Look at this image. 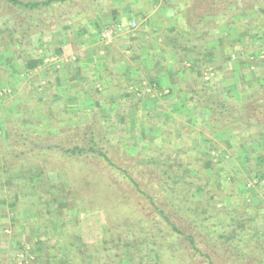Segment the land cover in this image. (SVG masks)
<instances>
[{
	"label": "rangeland",
	"instance_id": "rangeland-1",
	"mask_svg": "<svg viewBox=\"0 0 264 264\" xmlns=\"http://www.w3.org/2000/svg\"><path fill=\"white\" fill-rule=\"evenodd\" d=\"M135 1H139L144 8L149 0H133V3ZM261 1L263 2L261 8L264 9V0L227 1L219 8L216 17L207 18L199 26L201 29L198 30L200 32L198 35L194 36L192 32L185 36L186 31L183 30L184 36L177 39L176 42L179 44L176 43L175 47L164 40L165 37L173 38L177 33L173 27L172 14L167 9L169 20L162 22L164 29L160 28V32L154 33H150V30L146 29L147 26L139 27L137 16L118 20L109 14L102 18L92 17L88 12L90 15V19L87 20L88 26L82 27L81 23L72 24L67 16L58 18L56 7L47 9V22L49 23L51 18L52 24L40 38L33 39L34 49L28 50L26 60L20 58L26 63L29 58L36 60L38 54L47 53L43 63L36 65L38 70L35 71L33 68L26 70L23 64L17 66L15 73L17 82L13 84L10 81L11 75H8L11 72L10 63L6 62V65L0 60V150L2 152L6 150L9 135L11 132L15 135L18 126L23 128L25 137L30 138L31 141L27 140L28 142L52 139L59 140L58 143H63L67 147L78 138L80 130L90 124L91 119L95 117L105 134L104 137L112 144L108 151L110 160L134 176L133 171H138L134 164L140 165L142 158L147 160L150 157L164 155L165 152L158 150V147L162 148L164 143L179 137L181 133L184 135L189 133L192 144L200 151L201 157L197 159L198 161H191L190 168L185 171L188 180L202 185L208 177H212L211 188L208 189L212 195H217H213L210 201V210L226 216L230 210L237 207V214L234 212L237 225L264 237V129L253 126L231 130L222 126L213 131L208 124L209 113L199 107L194 99H190L200 92L215 90L222 94V99L234 105L231 111L234 110L237 115H241L244 114L241 109L244 97H249L254 91L258 92V89H264V15L255 10L256 3ZM78 19L82 22V15ZM149 19L150 17L147 18V22ZM132 20L137 21L138 29L126 55L138 59L140 47L147 50V53L148 51L152 53L153 58L156 54H163L165 59L157 62L161 70L159 72L162 73L158 83L153 81L151 75L143 72L136 75L141 78L139 81L134 79L130 87L120 88L116 92L103 84L96 86L97 92L92 87L85 100L95 104L92 107L95 111L88 108L83 110L84 107L79 111L76 104L61 105L55 101L53 106L44 100L42 92L45 84L38 80L42 74L40 70L49 72V67H53L54 63L61 62L65 57L68 58V62L74 59L76 61L78 55L75 54L77 50L74 46L77 40L81 44L84 41L90 43L91 40L109 44L128 31L109 39L102 38V32L117 24L126 26ZM7 22L2 23L7 25ZM2 23L0 22V28H3ZM237 27L240 30H237ZM1 35L3 34L0 33L2 41ZM60 40L66 41L68 47L64 49L63 54L56 55L54 51ZM153 41L159 44L158 50L154 49ZM5 42L4 45H0V56L12 57L11 51L6 49V44L9 46V43L6 40ZM181 44L183 46L188 44L189 52L184 53L180 48ZM168 57L172 58V61H169ZM189 59L193 60L194 64ZM150 60L155 63L154 59ZM150 65L153 69L157 64ZM27 88L34 89L36 93H32L31 104L25 105L27 96L24 93ZM251 98L253 96L249 99ZM52 99L54 100L53 97ZM64 101L68 102L66 98ZM26 107L30 108L28 113L25 111ZM254 116L252 122L260 120L264 123V108L259 109ZM43 119H46V127L42 124ZM62 139L64 142H61ZM19 140L17 141L20 142ZM25 147L28 148V145L13 146L12 150L19 152ZM57 166L61 172L49 171L47 178L60 184L65 191V198L69 201L59 204L63 207V218L51 224L50 232L47 229V234L40 233L34 222L33 214L36 212L41 214L38 206L17 209V204L27 203L18 196L15 188L18 179L0 180V189H5V197L0 200V250L7 263L56 264L58 258H61L63 263L65 255L62 251L57 254L55 260L49 258L48 255L52 253L50 248L56 245V237L73 235L78 246L96 244L105 241L106 238L107 254L115 256L119 253L113 261H108L113 262L112 264H139L140 258L146 252L139 251L133 232L128 233L129 229L123 226V214L115 212L113 204L105 211L102 207H92L99 203L93 201L99 183L92 181L90 175L99 176L98 180H101V176L108 174L110 170H104L105 168H100V165L93 166L92 171L81 170L79 164L74 162L58 163ZM211 166L214 172L209 173L207 172L209 169L206 168ZM182 170L184 169H179V172ZM67 176L78 178L75 177L74 180ZM69 180L73 182L72 186L68 185ZM126 185L123 183L120 186H125L127 191ZM151 187L154 185L148 186ZM73 189L74 196H71ZM111 190L112 187L108 190L110 201L117 198ZM130 201V207L137 204L136 197ZM22 217L31 219L23 230H19L21 224L18 220ZM42 221L45 222L46 219ZM61 223H66L65 227H62ZM19 233L22 240L19 239L18 244V239L14 237ZM105 233L108 234L106 237ZM145 257L148 258L144 259L145 262L142 264H159L158 260H152L151 254ZM169 258H172L171 264H178L177 252L171 253ZM233 259L225 255L217 256L216 264H253L251 259L245 260V263ZM73 262L79 264L75 259ZM99 262L105 264L106 259Z\"/></svg>",
	"mask_w": 264,
	"mask_h": 264
},
{
	"label": "trees",
	"instance_id": "trees-1",
	"mask_svg": "<svg viewBox=\"0 0 264 264\" xmlns=\"http://www.w3.org/2000/svg\"><path fill=\"white\" fill-rule=\"evenodd\" d=\"M227 1L229 0H163L165 7L168 4L174 6L166 9L172 14L173 27L175 32L177 31L173 38L165 37V43L169 42L175 47L177 39L184 36L183 30L186 31L185 36L192 32L194 36L198 35L200 33L198 30L201 29L199 26L207 18L216 17L219 8ZM0 2V22L8 21L7 25L2 23L3 28H0V33L3 34L1 38L4 40H0V45H4L6 40L9 43V46L6 44V49L12 54V57L8 56L7 63H13L18 58L26 60L28 50L34 49L33 39L40 38L49 29L53 20L50 18V22H47V9L56 7L58 18L67 16L72 24L81 23L82 27L88 26L87 20L90 19L88 12L92 17L99 18L108 14L114 17L115 13L113 0H0ZM262 5V1L256 3L255 10L264 15ZM80 15L82 22L78 19ZM237 30L240 29L237 27ZM168 45L167 43V47ZM188 47V44L180 45L184 53L189 52ZM54 53L60 55L61 48L56 47ZM45 54L37 55V64L43 63ZM189 61L194 64L193 60ZM155 67H158V64ZM32 93H36L32 88L24 93L27 96L25 105L31 104ZM221 95L209 89L206 93L200 92L190 98L209 113L208 124L212 127L211 130L215 131L222 126L231 130L253 126L264 129V123L260 120L252 122L257 111L264 108V89H258V92L254 91L249 97H244L245 104L243 103L241 108L244 114L241 115H237L234 110L231 111L234 105L222 99ZM251 96L253 98L249 99ZM29 110L30 108H25L27 113ZM97 121L93 117L91 123L80 130L78 138L67 147L63 143H58L59 140L52 139L28 142L30 138L25 137L23 128L18 126L15 135L13 132L9 135L6 150H3L4 152L0 150V180L18 179L15 188L20 199L27 203L17 204V209L25 206L39 207L41 214L36 212L33 217L40 233L47 234L50 232V225L63 218V207L59 204L69 201L65 198V191L60 184L47 178L49 171L60 173L58 163L74 162L79 164L81 170L88 171L93 166L100 165V168L109 169L110 172L101 176V180H98L99 176L90 175L92 181L99 183L93 199L99 203L92 207H102L105 211L113 204V210L123 214V226L129 229L128 233L133 232L139 251L146 252L140 258L139 264L144 263V259L148 258L145 256L149 254L153 256L152 260H158L159 264H171L172 258L169 256L176 252L178 264H216V257L223 255L234 258L233 260L239 263L251 259L253 264H264V237L237 225L234 214V212L237 214V207L230 210L226 216L210 210V201L213 195H217H212L208 189L212 177H208L202 185L188 180L185 171L190 168L191 161H198L197 159L201 157L200 151L192 144L189 133L185 135L181 133L179 137L172 138L164 143V148L158 147V150L165 152L164 155L150 157L147 160L142 158L140 165L134 164L138 171H133L135 174L132 176L125 168L117 167L110 160L108 151L112 144L104 137L105 134ZM18 139L21 143L17 141ZM63 140L61 142H64ZM24 144L28 145V148L13 152V146L23 147ZM179 169L184 170L179 172ZM206 169H209L207 171L209 173L214 170L212 166ZM67 177L74 180L75 177L78 178ZM123 183L127 184V191L125 186H120ZM68 185L72 186L73 182L69 180ZM151 185L154 187L148 188ZM109 187L110 189L112 187V193L117 196L112 201L108 196ZM4 191L5 189H0V200L5 197ZM73 192L74 189L71 196H74ZM134 197L137 204L130 207V200ZM44 218L45 222L42 221ZM29 219L31 217L19 218L21 224L19 230H23ZM61 225L65 227L66 223ZM107 235L105 233V237ZM20 237V233L14 237L18 239V244L22 240ZM104 240L96 244L78 246L73 235L56 237V245L50 248L52 253L48 256L55 260L57 254L62 251L65 255L64 262L58 258L56 264H74V259L79 264H99L101 260L104 262V258L105 264H112L113 262L108 261H113L119 253L115 256L107 254L108 243L106 238ZM0 264H12L7 263L1 250Z\"/></svg>",
	"mask_w": 264,
	"mask_h": 264
},
{
	"label": "crops",
	"instance_id": "crops-1",
	"mask_svg": "<svg viewBox=\"0 0 264 264\" xmlns=\"http://www.w3.org/2000/svg\"><path fill=\"white\" fill-rule=\"evenodd\" d=\"M113 6L116 19L119 20L121 18V20H124L127 19V17L137 16L139 18L137 20L139 21L138 26H147L146 29H149L150 33H154L155 31L160 32V28L164 29L165 26H163L162 22L170 18V16L166 14V8L174 7L173 4H168L165 7L163 0H149L144 8L139 1L133 3V0H113ZM149 17L150 19L147 22V18ZM154 19H156V21H154ZM158 19L162 21L159 22ZM123 23L126 22L123 21ZM137 29L138 27L134 31L121 34L109 44H100L99 42H95V40H91L90 43L84 41L85 43L82 42L81 44L78 43L77 40V44L74 46L76 48L74 49L77 50L75 54L78 55L76 56V61L74 59V61L68 62V58L65 57L61 62L54 63L53 67H49V72H43V70L39 71H42V74L41 77L39 76L38 80H42L41 82L45 84L46 87L44 92H42L45 97L44 100L46 99L45 101L51 103L53 106L55 105L53 104L55 101L61 105L76 104V106L79 107V111L82 110V107H84L83 110L88 108L91 109L90 111H95L92 108L95 104L89 100L87 102L85 100V97L91 93L92 87L96 90L97 85L103 84L105 87L112 88L116 92L120 90V88L126 89L127 86L130 87L134 79L139 81L141 78L136 75L142 74L143 72L151 75V78L158 83V79H160V75L162 74L159 72L161 70L158 67L152 69L153 66L150 64H158L157 62L160 63L161 59L164 60L165 56L163 54H156L153 58L154 55L152 53H149V51L147 53V50L145 51L144 48L140 47V56L138 59L126 55V53H129L127 50L131 48L132 39ZM147 38L149 39V37H146V39ZM49 40L52 41L51 38H49ZM49 42H46V44H50ZM65 42L66 41L63 42V40H60L58 44H56L58 48H61V54H63L62 52L64 49L68 47ZM152 43L155 47L154 49L158 50L157 47L159 44L156 41ZM80 50L81 52L79 53ZM149 57H152L150 59H154L155 63H152ZM7 58L8 57L1 55V63L6 64ZM168 60L172 61V58L168 57ZM21 62V59L18 58L15 62L9 64L11 65V70H9L11 72L8 75H11L10 81H12L13 84L17 82L15 76L17 66L20 67V65L23 64L26 70L30 68H33V70L35 69V71L38 70L34 58H29V61L26 62L27 64ZM149 70L151 71L149 72ZM5 79L6 78H4V80ZM19 82H21V80ZM114 91L109 92L114 93ZM64 98H66L68 102H65ZM60 99L62 100L61 102ZM45 120L46 119L42 120L43 126L46 124Z\"/></svg>",
	"mask_w": 264,
	"mask_h": 264
},
{
	"label": "built area",
	"instance_id": "built-area-1",
	"mask_svg": "<svg viewBox=\"0 0 264 264\" xmlns=\"http://www.w3.org/2000/svg\"><path fill=\"white\" fill-rule=\"evenodd\" d=\"M125 27V28H124ZM137 28V21L132 20L130 23H128L126 26L122 24H117L112 27H108L102 32V38L109 39L112 38L115 35L121 34L126 31H134Z\"/></svg>",
	"mask_w": 264,
	"mask_h": 264
}]
</instances>
